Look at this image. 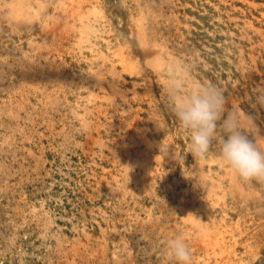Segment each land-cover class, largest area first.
Masks as SVG:
<instances>
[{"label":"rangeland","instance_id":"obj_1","mask_svg":"<svg viewBox=\"0 0 264 264\" xmlns=\"http://www.w3.org/2000/svg\"><path fill=\"white\" fill-rule=\"evenodd\" d=\"M181 83L264 148V0H0V264H174L175 237L191 264H264V182L220 161V123L194 160Z\"/></svg>","mask_w":264,"mask_h":264},{"label":"clouds","instance_id":"obj_2","mask_svg":"<svg viewBox=\"0 0 264 264\" xmlns=\"http://www.w3.org/2000/svg\"><path fill=\"white\" fill-rule=\"evenodd\" d=\"M179 128L188 134L189 153L203 159L218 140L221 124L225 137L219 138L218 155L223 165L245 182H264V148L241 130L240 116L235 111L225 113V100L213 85L185 89V84L166 86ZM251 120V117H249ZM165 254L174 264H191V250L180 237L166 241Z\"/></svg>","mask_w":264,"mask_h":264},{"label":"bare ground","instance_id":"obj_3","mask_svg":"<svg viewBox=\"0 0 264 264\" xmlns=\"http://www.w3.org/2000/svg\"><path fill=\"white\" fill-rule=\"evenodd\" d=\"M20 10V9H19ZM22 10V9H21ZM20 13V12H19ZM23 14V13H22ZM24 15V14H23ZM97 15V14H96ZM81 18V17H80ZM79 20V19H78ZM140 21L138 20V23H139ZM82 28V27H81ZM84 28V27H83ZM64 33V32H63ZM117 51V50H116ZM123 53V51H120V54H122ZM116 54V53H115ZM159 55L157 54V56L153 59L154 60V62L152 61V63H154V65H158L159 64V62L161 61V58H160V56L158 57ZM120 59H122L121 61H122V63H126L127 64V62H126V60H124V57L123 56H121V58ZM134 62V61H133ZM134 64V63H133ZM159 66V65H158ZM157 67V66H156ZM129 69H130V67H129ZM131 70V69H130ZM189 83V82H188ZM122 91L120 90V89H118V93H121ZM239 113H240V115H241V110L239 111ZM241 117H244V115L242 114L241 115ZM131 120V119H130ZM252 122V121H251ZM132 124V123H131ZM136 130V129H135ZM142 135H143V133H142ZM200 161V160H199ZM207 161V160H206ZM198 166V165H197ZM220 166V165H219ZM197 168V167H196ZM184 169V168H183ZM198 169V168H197ZM203 170V169H202ZM199 176V175H198ZM202 176V175H201ZM200 176V177H201ZM207 177V176H206ZM195 178H196V176H195ZM216 190V189H215ZM221 192V191H220ZM214 194V193H213ZM183 205V204H182ZM185 208V207H184ZM186 209V208H185ZM183 210V209H182ZM191 207H187V210H183V211H187V214L185 215V219H187L189 216L191 217ZM184 216V215H183ZM196 216V215H195ZM193 217V216H192ZM192 220H194V221H196L195 219H192ZM192 220H190V222L192 221ZM194 223V222H193ZM194 224H196V228L197 229H199V228H202V230H203V233L205 234V238L206 239H208V240H211V239H213V240H215V241H217V240H220V238H222V239H224L223 238V234H222V232L220 231V230H218L217 229V232H216V230L214 231H211L210 229H207L206 227H204V226H201V224L200 225H198L197 223H194ZM216 244V243H215ZM219 244V243H218ZM213 252V251H212ZM213 256H215V255H213Z\"/></svg>","mask_w":264,"mask_h":264}]
</instances>
